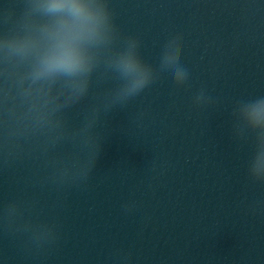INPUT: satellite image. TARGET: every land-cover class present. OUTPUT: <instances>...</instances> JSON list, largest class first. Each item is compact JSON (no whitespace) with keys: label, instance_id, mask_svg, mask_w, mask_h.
Listing matches in <instances>:
<instances>
[{"label":"clouds","instance_id":"clouds-1","mask_svg":"<svg viewBox=\"0 0 264 264\" xmlns=\"http://www.w3.org/2000/svg\"><path fill=\"white\" fill-rule=\"evenodd\" d=\"M38 6L51 19L42 30L33 72L34 82L52 76L88 77L75 96L67 99H62L60 93L51 89H23L22 96L29 105L25 115L32 118L36 126L55 129L60 127L56 114L76 103L87 92L93 70L101 57L111 51L117 33L107 0H43ZM137 49L138 41L129 38L122 51L106 58L108 66L125 81L118 89L117 99H127L137 94L155 77L154 70L143 62ZM182 52L183 46L177 37L166 45L161 60V70L172 69L178 84L184 83L188 76L180 63ZM251 104L256 105V112H264V98Z\"/></svg>","mask_w":264,"mask_h":264}]
</instances>
